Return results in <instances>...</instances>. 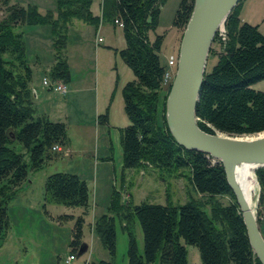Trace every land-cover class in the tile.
Listing matches in <instances>:
<instances>
[{
    "label": "trees",
    "instance_id": "obj_1",
    "mask_svg": "<svg viewBox=\"0 0 264 264\" xmlns=\"http://www.w3.org/2000/svg\"><path fill=\"white\" fill-rule=\"evenodd\" d=\"M54 1L55 12L47 10L43 14L35 5L8 4L0 18V235L8 227L7 204L26 181L27 172L38 170L58 157L67 143L63 122L50 121L35 113L22 26L49 27L52 63L48 75L51 80L65 83L69 79L65 56L68 26L74 21L95 27L100 21L114 25L113 20L118 19L124 40V48L118 54L133 74V79L121 88L128 124L118 129L122 152L120 189L126 170H135L146 162L166 173L187 169L190 185L199 198L189 197L177 204L143 200L122 206L119 191L112 189L106 212L93 220L91 230L112 256L113 218L118 216L126 234V264H187L184 245L197 249L201 264H260L248 243L220 163L178 146L166 127L163 115L166 94L159 96L165 69L159 59L164 33H155L160 6L165 0H101L100 16L91 13V0ZM192 1L179 0L171 20L173 28L183 30ZM240 1L224 20L226 40L220 45L215 63L203 76L195 108L196 123L201 130L236 137L264 131V91L251 87L264 79V35L257 25L239 20ZM148 32L154 33L152 40ZM212 41L216 42V35ZM96 121L107 124V111L97 115ZM53 145L61 150L52 151ZM254 174L259 185L258 203L264 208V167L256 168ZM42 189V208L45 203L80 208L74 217L67 214L56 217L57 221L72 220L68 247L71 254H76L82 243L84 217L89 212L85 180L74 173L53 172L44 178ZM219 197H225L227 202L220 203ZM204 205L208 206L207 212ZM133 218L141 229V252L130 223ZM256 222L259 224L258 219Z\"/></svg>",
    "mask_w": 264,
    "mask_h": 264
},
{
    "label": "rangeland",
    "instance_id": "obj_2",
    "mask_svg": "<svg viewBox=\"0 0 264 264\" xmlns=\"http://www.w3.org/2000/svg\"><path fill=\"white\" fill-rule=\"evenodd\" d=\"M100 2L101 0H91L90 11L96 16L101 14ZM178 2L179 0L164 1L160 6L158 24L155 29V33H164L159 59L165 66L167 65V60H176L181 38L182 31L171 26V20ZM8 4H17L22 7L28 4L35 5L37 11L41 14L47 10L55 12L54 0H0V18L5 14V7ZM263 17L264 10L256 16L255 21L259 23ZM76 28H101L99 33L97 32L96 37H100L102 41L94 48L89 35L85 34L82 41L79 40ZM260 28L264 33V20L261 22ZM22 31L27 64L33 65L32 63H35L36 58L40 63L36 69L34 68L28 84L29 87L36 86L42 93L41 95L38 94L36 98L31 93V101L35 107V113L36 115L47 113L50 120L55 121L61 118V120L65 121L61 115L56 114L54 109L56 104H64L65 97L46 90L41 84L43 76L46 79H50L48 75L49 69L46 68L47 71L44 70L47 67L46 63L50 60H47L49 58L46 55L43 39L39 40L40 45H37L36 41L44 35L49 39V27L47 25H24L22 26ZM153 35V32H148L150 40H152ZM123 48L124 41L121 29L110 22L100 21L95 27L74 21L72 25L68 26L65 56L69 57L73 68L72 71L75 72L78 69V66L73 64L76 62V58L82 56L86 61L87 78H90L92 88L87 93V103L89 104L88 96H90L94 105L96 94L98 113L101 114L106 110L108 116L112 112L114 122L107 129L99 127L97 130L93 127L88 128L89 125L95 124L94 117L90 118V120L87 118L88 129L83 134H79L73 123H70L71 126L66 131V134L70 137L71 147L76 153H80V149L84 150V156H74L71 160L57 158L52 163L47 162L38 170L27 172L26 181L19 187L14 197L7 204L8 227L0 235V264H64L66 257L71 254L68 242L70 240L72 220L57 221L56 217L62 214L73 215L74 217L79 214L80 208L49 203H45L44 208H42L44 203L42 199L43 181L46 175L53 172H75L80 177L87 179L86 181L89 183V212L84 217L82 228V242L88 248L81 255L74 254L75 259L69 264L97 263L101 260L111 264H126V234L122 229V223L119 221L118 216L113 218L115 249L112 256L108 255L98 237L92 235L90 227L96 217L106 212L112 189L119 191L118 200L122 206L128 202L137 204L143 200L159 204H164L168 200L170 203L177 204L183 203L189 197L199 198V195L194 192L190 185L187 169L182 168L172 173H166L146 162L135 170H126L123 185L120 189L122 152L118 141V129L123 127L124 123H128L123 111L121 88L126 81L133 78L132 72L118 54V51ZM220 52V46L217 42L212 41L206 59L205 73L215 63ZM166 86L163 85L159 93L160 98L163 94H167ZM251 87L264 91V80L251 85ZM88 114L87 110V117ZM109 118L111 119L112 116L110 115ZM121 118L124 120L122 124ZM96 150L97 164L93 159L89 158L91 151L93 154ZM23 158L26 160L25 153H23ZM252 173L254 174V170H252ZM254 178L256 186L251 195L250 206L255 220L258 219L259 221L257 225L264 239V208L258 203L259 185L255 174ZM92 193L95 201L91 197ZM217 200L222 204L227 202L225 197H219ZM203 208L206 212L208 211L207 205H204ZM130 223L137 249L141 252V229L135 218L131 219ZM184 246L187 253V264H201L197 249L192 245Z\"/></svg>",
    "mask_w": 264,
    "mask_h": 264
},
{
    "label": "water",
    "instance_id": "obj_3",
    "mask_svg": "<svg viewBox=\"0 0 264 264\" xmlns=\"http://www.w3.org/2000/svg\"><path fill=\"white\" fill-rule=\"evenodd\" d=\"M240 0H193L178 45L175 71L164 100V120L175 143L217 160L239 209L246 237L254 256L264 264L262 238L251 206L236 181V169L249 165L264 167V133L236 137L220 132L208 133L197 126L195 108L205 74L210 44L219 26ZM82 242L76 255L83 254Z\"/></svg>",
    "mask_w": 264,
    "mask_h": 264
},
{
    "label": "crops",
    "instance_id": "obj_4",
    "mask_svg": "<svg viewBox=\"0 0 264 264\" xmlns=\"http://www.w3.org/2000/svg\"><path fill=\"white\" fill-rule=\"evenodd\" d=\"M263 10H264V0H241L240 3L238 4V7H237V15H238V18L240 21L257 25L258 30L264 35V33L261 31V28H260L261 22L264 20V17L261 19V21L259 23L257 21H255L256 16L260 12H263ZM93 15H95V14H93ZM100 29L101 28H76V30L78 32L79 40L82 41L85 34L89 35L90 40H91V44H93L94 48H96V46H98V44L96 43L95 40L97 38L96 37L97 32L99 33ZM41 39H43V41H44L46 55L49 58L47 60H50V61H48V63H46L47 67L44 68V70L47 71V69H49L51 66V58H52L51 57L52 52H51V47H50V40L47 38V36L44 35L42 37H39V39L36 41L37 45L41 44L39 42V40H41ZM48 40H49V42H48ZM76 59H77L76 62H74L73 64L75 66H78V69L75 72V71H72L73 68L71 66L70 59L68 56H66L67 67L69 70V79L67 82H65L67 92L64 95H62L65 97L64 104H60V105L56 104L54 106V109L56 110V114L61 115L65 119V121L61 120V118H58L55 121L63 122L66 125V131L71 126L70 123H73V125L76 127L79 134H83L84 132H87V129L92 128V127L94 129L96 128L97 130L99 127H104L105 129H107V127H111L113 125V122H114L112 112L110 114H108V116H107V124L103 125V124L97 123L96 117L99 113H98V109L96 106V94H95V98H94V105H93V100L90 98V96H88L89 104L87 103V93L89 91H91L92 88H91V80H90V78H87V67L85 66L86 61L82 56H80L79 58H76ZM32 64L33 65H31V66L29 65V67L31 69V76H32V72H33L34 68L36 69L38 67V65H40V63H39V60L36 58L35 63H32ZM44 77L45 76H43L42 78H44ZM42 78H41V81H42ZM260 81H262V80H260ZM260 81H257L255 83H253L252 85L257 84ZM29 88L31 90L32 96L35 98L38 96V94L39 95L42 94L41 91L38 90L36 88V86H34V85L32 87H29ZM45 89L48 90L47 88H45ZM90 106H91V108H90ZM65 108H66V110H65ZM87 110L89 112L88 117H87ZM42 115H45L49 119V115H47V113H43ZM110 115L112 116L111 119L109 118ZM92 117H94V119H95V121H94L95 124L89 125V127L87 128V118H89V120H90V118H92ZM50 121H53V120H50ZM120 121L122 124V122L124 120L121 118ZM127 124L128 123H124L123 126H126ZM62 151H64V152H62ZM62 151H61L62 154H60L56 158L49 160L48 162L52 163L57 158H59V159L62 158L63 160H65V159L71 160V158L74 156H76V157H83L84 156V150H82V149H80V151H79V149H77V151H79L80 153H76L75 151H73V149L71 147L69 136H67L66 146L64 147V150L62 149ZM76 154H78V155H76ZM90 154L91 155H89V158L93 159V161L97 164V159H98L97 158V150L95 152H93V154L91 151ZM94 154H96V155H94ZM73 173L80 177V175L78 173H75V172H73ZM80 178L85 180V182L87 184L88 194H89V204H90L89 183L86 181L87 179H85L83 177H80ZM94 192H95V190H94ZM93 193H92L91 197L95 201V198L93 197V195H94ZM90 233H91V231H90ZM92 235H95L93 233V231H92ZM87 248H88V246H87ZM74 259H75V255H74ZM101 261H104V260H101Z\"/></svg>",
    "mask_w": 264,
    "mask_h": 264
},
{
    "label": "built area",
    "instance_id": "obj_5",
    "mask_svg": "<svg viewBox=\"0 0 264 264\" xmlns=\"http://www.w3.org/2000/svg\"><path fill=\"white\" fill-rule=\"evenodd\" d=\"M114 25L121 27V23L118 19H114L113 20ZM216 42L217 44L223 45L225 40H226V32L224 29V26L221 25L218 27V29L216 30ZM96 43L98 44L101 41L100 37L96 38ZM175 64H176V60L174 59H169V61L167 60V65L165 66L163 75H162V81L161 84L162 85H168L171 82V79L173 77L174 71H175ZM41 84L47 88L48 90L58 93L60 95H64L67 92V88L66 85L63 81L61 80H51V79H46L45 77L42 78ZM52 151H60L61 148L58 145H53L51 147ZM74 259V255L73 254H69L66 259L64 260V264H69L71 260Z\"/></svg>",
    "mask_w": 264,
    "mask_h": 264
},
{
    "label": "bare ground",
    "instance_id": "obj_6",
    "mask_svg": "<svg viewBox=\"0 0 264 264\" xmlns=\"http://www.w3.org/2000/svg\"><path fill=\"white\" fill-rule=\"evenodd\" d=\"M252 170L253 169L249 165H241L236 169V181L242 188L249 206L251 205V195L256 186V184H254L255 178Z\"/></svg>",
    "mask_w": 264,
    "mask_h": 264
}]
</instances>
